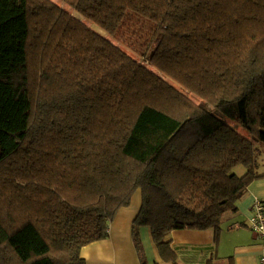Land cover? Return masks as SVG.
Instances as JSON below:
<instances>
[{"label": "trees", "instance_id": "obj_1", "mask_svg": "<svg viewBox=\"0 0 264 264\" xmlns=\"http://www.w3.org/2000/svg\"><path fill=\"white\" fill-rule=\"evenodd\" d=\"M257 143L264 0H0V264H87L137 191L141 264L142 226L182 264L168 235L217 246Z\"/></svg>", "mask_w": 264, "mask_h": 264}, {"label": "crops", "instance_id": "obj_2", "mask_svg": "<svg viewBox=\"0 0 264 264\" xmlns=\"http://www.w3.org/2000/svg\"><path fill=\"white\" fill-rule=\"evenodd\" d=\"M263 176L255 179L246 194L237 202L235 211L223 215L219 243L215 246L213 229H175L168 238L182 264H203L214 253L222 258L232 256L235 264H259L263 253L262 240L250 228L248 220L258 198L264 201V165L259 166ZM142 205V195L137 191L129 206L117 213L110 225L109 237L84 246L81 255L87 264H141L133 237V222ZM141 238L148 264H164L151 231L147 226L140 228Z\"/></svg>", "mask_w": 264, "mask_h": 264}, {"label": "built area", "instance_id": "obj_3", "mask_svg": "<svg viewBox=\"0 0 264 264\" xmlns=\"http://www.w3.org/2000/svg\"><path fill=\"white\" fill-rule=\"evenodd\" d=\"M248 223L250 228L262 240L263 253L260 256L259 264H264V201L258 198L255 200Z\"/></svg>", "mask_w": 264, "mask_h": 264}, {"label": "rangeland", "instance_id": "obj_4", "mask_svg": "<svg viewBox=\"0 0 264 264\" xmlns=\"http://www.w3.org/2000/svg\"><path fill=\"white\" fill-rule=\"evenodd\" d=\"M101 32H103V31H101ZM124 33H125L126 38H128L129 37L128 33L127 32H124ZM227 121L229 123H232L231 120H229V119H227ZM237 129L244 132L243 128L240 127L239 125H237ZM256 145H257V148H258L257 156H258V160H259V166H260V164L264 165V143H257ZM244 169L245 168H244L243 165H239L235 170L238 173H243ZM259 171H261V168L258 169V172Z\"/></svg>", "mask_w": 264, "mask_h": 264}]
</instances>
